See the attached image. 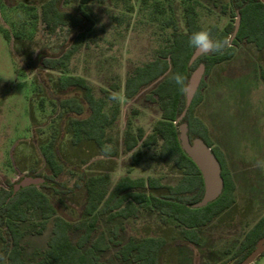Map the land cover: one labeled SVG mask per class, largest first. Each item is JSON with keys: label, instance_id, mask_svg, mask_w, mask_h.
<instances>
[{"label": "trees", "instance_id": "16d2710c", "mask_svg": "<svg viewBox=\"0 0 264 264\" xmlns=\"http://www.w3.org/2000/svg\"><path fill=\"white\" fill-rule=\"evenodd\" d=\"M80 1L88 5L107 0ZM112 1L116 6L123 1L127 10L133 11L128 0ZM194 1L183 0L185 30L173 16L165 18L162 29L171 30L162 32L161 44L154 57L128 72L123 85L124 97L133 99L153 86L145 95V101L159 109L160 118L149 133L142 127L134 129L129 121L120 146L110 131L115 128L121 114L117 93L122 86L113 82L108 89H100L101 94L97 95L94 86L82 76L71 75L65 80H55L53 75L64 73L70 60L80 52L93 28V20L82 9L74 11L67 8L72 0L42 2L34 16L50 37H56L57 42L52 51L42 48L33 69L36 71L37 89L45 93L56 116L54 122L57 123L55 132L58 136L43 153L48 172L31 171L24 175L41 177L46 180L45 183L15 192L14 186L23 176L13 184L9 183L8 188H0V264H170L172 261H166V258L173 247H201V231L217 219L222 221L223 214L235 204L237 184L234 176L224 156L213 147L208 127L195 115V109L202 103L206 79L217 65L232 61L242 47L264 53V2L209 0L230 21L223 28L218 25L206 28L199 22ZM142 4L141 10L149 9L153 20H157L158 15L165 16L168 11H174L170 2L165 5L154 1L151 8L147 0H142ZM238 16L241 17L240 28L233 39ZM201 29L209 30L215 38L228 39L230 46L223 54H203L190 65L195 50L188 45V39L193 32ZM16 37L19 38L18 35ZM201 63L206 67L203 80L185 118L176 123L185 108L186 91L182 93L171 76L179 72L187 78L188 84L192 72ZM259 67L260 78L264 82V67ZM113 96L115 99H112ZM40 104L43 106L45 100ZM183 122L188 124L190 140L203 139L222 167L223 192L216 201L202 208H193L203 198L205 187L199 168L181 148L179 124ZM68 135L71 139L66 147L77 149L75 155L79 156L77 158L82 164L88 160L83 158L85 155L91 157L92 148L103 157L116 158L122 147L123 154L132 153L131 165L137 166L143 157L141 149H146L152 150L157 161L168 168L169 176L133 177L127 174L111 186L109 175H91L81 170L80 164L71 166L64 160L59 147ZM66 171L77 176L72 186L62 178ZM41 188L52 189L56 195H69L84 188L85 218L70 222L57 216L50 198ZM150 210L161 215L159 230L162 233L154 230L141 237L131 235L125 241L120 238L125 230L120 221L135 222L142 213ZM38 212L41 220L30 232L41 235L51 223V233L45 253L37 260L28 261L24 257L23 244L26 231L21 229V223L29 221ZM101 221L115 222L110 236L99 231ZM262 239L264 214L245 231L237 248L228 251L231 254L229 261L219 264H240ZM112 248L116 249V262L103 259Z\"/></svg>", "mask_w": 264, "mask_h": 264}, {"label": "rangeland", "instance_id": "374dc122", "mask_svg": "<svg viewBox=\"0 0 264 264\" xmlns=\"http://www.w3.org/2000/svg\"><path fill=\"white\" fill-rule=\"evenodd\" d=\"M43 1L0 0V188H8L9 183H15L31 171L47 173L43 153L58 136L55 132L56 116L45 93L37 89L36 71L33 69L42 48L52 51L57 42L56 37H50L34 16ZM154 1L165 5L170 2L174 11H168L165 16L158 15V19L153 20L149 9L141 10L142 0H128L127 3L133 7L131 12L123 1L116 6L112 0L88 5L72 0L66 6L74 11L84 10L94 25L80 52L70 60L64 73L53 74L54 79L82 76L94 86L97 95L101 94L100 89H108L113 82L122 86L117 93L121 114L115 128L110 131L119 146L129 121L134 129L142 127L149 133L160 118L159 109L145 101V95L153 86L133 99L124 97L123 85L128 72L154 57L161 44L162 32L171 30L162 29L165 18L173 16L185 30L183 0H147L150 8ZM194 5L199 22L206 28L213 25L223 28L230 21L209 0H196ZM259 66L264 67V53L242 47L232 61L217 65L206 79L204 98L196 107L195 115L208 127L213 147L224 156L234 176L236 202L223 214L222 221L217 219L201 231V247H173L166 258V261H172L170 264L229 261L231 254L228 251L237 248L245 231L264 214V82L260 78ZM43 99L45 104L41 106ZM65 139L59 147L64 160L71 166L80 164L81 170L91 175H109L111 186L127 174L133 177L169 176L168 168L157 161L152 150L139 148L143 153L142 160L137 166H132V153L123 154L122 147L116 158L103 157L92 148L91 157L82 156L88 159L86 164H82L77 158L79 156L75 155L77 149L67 148L70 135ZM111 169L113 171L109 172ZM62 178L72 186L77 176L66 171ZM41 190L50 198L57 216L70 222L85 218L84 188L69 195H56L48 188ZM40 220L38 212L29 221L21 223V229L26 231L23 244L24 257L28 261L37 260L47 249L51 223L41 235L30 232L35 230L34 225ZM119 224L125 228L120 237L124 241L131 235L141 237L154 230L162 233L159 230L161 215L155 210L142 213L135 222L120 221ZM114 225L115 222L101 221L99 231L110 236ZM115 251L112 248L103 259L116 262ZM253 264H264V253Z\"/></svg>", "mask_w": 264, "mask_h": 264}, {"label": "water", "instance_id": "95a60500", "mask_svg": "<svg viewBox=\"0 0 264 264\" xmlns=\"http://www.w3.org/2000/svg\"><path fill=\"white\" fill-rule=\"evenodd\" d=\"M262 1L264 2V0ZM240 23L241 17L238 16L232 37L233 39L239 31ZM201 55L203 54L195 50L190 59V65H192ZM205 71L206 67L201 63L192 72L187 84L185 108L176 123L181 122L185 118L203 80ZM179 132V140L182 150L196 164L203 177L205 187L204 196L198 203L193 205V208H202L216 201L223 192L224 180L222 177V167L212 148L208 146L203 139L195 138L192 141L190 140L187 123L183 122L179 124ZM45 182L46 180L41 177L24 176L23 179L14 186V190L17 192L21 188L40 185ZM263 253L264 239L258 242L256 248L240 264H252Z\"/></svg>", "mask_w": 264, "mask_h": 264}, {"label": "clouds", "instance_id": "9594fccd", "mask_svg": "<svg viewBox=\"0 0 264 264\" xmlns=\"http://www.w3.org/2000/svg\"><path fill=\"white\" fill-rule=\"evenodd\" d=\"M188 45L201 54H223L224 50L230 46V42L226 38H215L209 30L201 29L189 36ZM171 80L182 93L187 90V78L183 74L176 72L171 76ZM112 99L115 97L113 96Z\"/></svg>", "mask_w": 264, "mask_h": 264}, {"label": "crops", "instance_id": "0c3cea01", "mask_svg": "<svg viewBox=\"0 0 264 264\" xmlns=\"http://www.w3.org/2000/svg\"><path fill=\"white\" fill-rule=\"evenodd\" d=\"M254 262H255V261H254ZM254 262H253V263H254ZM253 263H252V264H253Z\"/></svg>", "mask_w": 264, "mask_h": 264}]
</instances>
